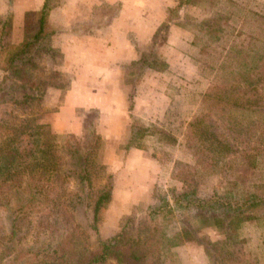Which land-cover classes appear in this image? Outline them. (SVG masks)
Here are the masks:
<instances>
[{"label": "trees", "instance_id": "trees-1", "mask_svg": "<svg viewBox=\"0 0 264 264\" xmlns=\"http://www.w3.org/2000/svg\"><path fill=\"white\" fill-rule=\"evenodd\" d=\"M53 1L25 10L12 46L3 40L13 9L0 12V264H189L180 247L190 239L202 245L207 264H264V231L259 251L241 233L264 229V0H173L165 7L148 47L131 62L140 67L138 79L165 71L168 59L156 46L173 26L192 29L197 80L206 83L183 126L193 161L183 163L180 185L154 188L151 201L124 213L119 229L96 243L75 220L76 210L90 212L97 231L112 199L113 174L96 159L101 134L93 115L85 114L76 133L33 114L49 86L69 85L58 67L64 52L52 38ZM140 121L129 123L125 149L151 133ZM211 178V191L201 192ZM204 227L219 236L205 239Z\"/></svg>", "mask_w": 264, "mask_h": 264}, {"label": "rangeland", "instance_id": "rangeland-1", "mask_svg": "<svg viewBox=\"0 0 264 264\" xmlns=\"http://www.w3.org/2000/svg\"><path fill=\"white\" fill-rule=\"evenodd\" d=\"M80 1V14L85 15L86 12H91L92 8L89 6L92 0ZM170 1L173 2V0H143V5L138 1V6H134V0H126L123 4L122 17L118 21V25L127 32L128 36L126 46L123 48L124 52L120 50L117 54L124 57H122L123 62L120 63L122 70L118 80L119 85L118 88L115 87L116 94L113 96L114 99L116 98V102L112 103L118 109H122L123 116V123L121 121L116 124V135H113L114 133L110 132L111 129L108 127L109 115L108 111L104 110L105 107L91 104L77 110L80 120H82L80 130L86 113H89V117L93 115L96 129L98 130L99 127L102 129V133H100L101 145L97 151L96 159L105 163L109 172L113 174L112 199L103 211L98 230L92 229L90 225V212H84L81 209L75 212L78 227L93 243H96L101 237H107L116 232L124 220V213H130L134 206L143 207L151 201L154 188L159 187L167 190L173 185H180L181 181L178 176L184 174L183 163L193 161L191 151L185 146L183 126L197 110L199 96L206 83L203 79L197 80L200 78L198 63L195 61V54L188 43L192 29L187 26H173L168 33V39L163 44L156 46L160 52L165 54L169 62V67L163 72L149 71L138 79L136 73L140 67L131 62L132 59L128 57L130 52H134L137 57L141 50L148 47L149 40H145V35L158 19L157 15L162 14L164 4ZM99 3L102 5L103 2L99 1ZM94 9L96 13H105L103 6H95ZM199 12V8L194 10L196 14ZM126 24L131 25L132 29L126 28ZM136 34H140L141 38H138ZM121 41H125V38ZM3 44L7 46L15 44L10 32L3 40ZM128 48L132 50L127 51ZM62 76L64 80H69L70 76L66 72H62ZM137 81L138 83H136ZM134 82L136 83L135 88L133 87ZM61 89L65 90L66 88ZM101 89L103 90V87L99 88V90ZM103 96L107 100L109 99V95ZM101 103L99 102V104ZM57 106L52 102L46 105L42 101L41 105L35 108L33 114L38 121L48 122L47 117L51 116ZM88 108H90L89 111ZM102 111L106 112L108 117ZM135 119L146 124L151 133H147L140 139V147H138L140 151L128 160L127 153L132 147L125 149L124 145L130 135L129 123ZM77 121L79 122V120ZM98 121L101 123H99V127ZM213 182L214 178H211L203 184L201 192L209 193ZM260 231H264V229H257L251 225L244 227L241 231L242 234L251 237L255 251L261 249L257 247ZM201 232L205 239L219 236L213 227H204ZM180 249L186 254L189 264H207V257L202 245L194 239L185 241ZM261 253H264L263 248ZM262 259L264 260V254Z\"/></svg>", "mask_w": 264, "mask_h": 264}, {"label": "crops", "instance_id": "crops-1", "mask_svg": "<svg viewBox=\"0 0 264 264\" xmlns=\"http://www.w3.org/2000/svg\"><path fill=\"white\" fill-rule=\"evenodd\" d=\"M99 1L103 2L102 5ZM138 1L141 5L144 4L143 0H134L133 5L138 6ZM42 2L43 0H17L13 2L0 0V12L5 11L10 6L13 9V28L10 31L13 42L16 43L22 37L25 10L37 8ZM53 2L54 5L49 13V19L55 29L52 38L54 44L60 45L64 52L62 64L58 67L70 77L69 85L65 90L55 86L47 88L43 103L48 105L49 102H52V104L58 105L52 111L51 116L47 117V121L56 130L67 129L80 133L82 120H80L77 110L82 106L88 107L91 104H96L99 107H105L104 110L108 111V127L111 129L110 132L112 131L113 135H116V124L121 121L123 123V116L122 109H118L112 103L116 102V98L114 99L113 96L116 94L115 87L118 88L119 85L118 80L122 70L120 63L123 62L122 57H124L117 54L120 50L124 52L123 48L126 46L128 36L127 32L119 27L118 21L122 17L121 9L126 0H92L89 6L92 8L91 12H86L85 15L80 14V0H54ZM172 3L170 1L164 4L162 14L157 15L156 24L164 17L165 7ZM98 5L105 7L104 14L103 12L97 14L94 11L95 6L99 7ZM118 12L119 16L117 17ZM132 16L134 17V15ZM155 23L145 35V40L152 37ZM126 25V28L132 29L131 25ZM137 37L141 38L140 34ZM124 38L125 41H121ZM129 50L132 49L128 48L127 51ZM128 57L130 59H132L131 57L135 58L136 54L130 52ZM102 87L103 90H99ZM102 94L109 95V99L107 100ZM99 102L102 103L99 104ZM106 112L102 111L108 117ZM99 123L98 121V127L101 124ZM98 131L102 133L100 127ZM138 151H140L138 147L130 148L127 153L128 160Z\"/></svg>", "mask_w": 264, "mask_h": 264}]
</instances>
